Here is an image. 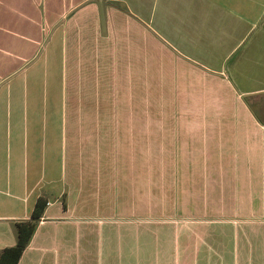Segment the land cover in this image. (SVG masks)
Wrapping results in <instances>:
<instances>
[{"label": "crops", "instance_id": "obj_1", "mask_svg": "<svg viewBox=\"0 0 264 264\" xmlns=\"http://www.w3.org/2000/svg\"><path fill=\"white\" fill-rule=\"evenodd\" d=\"M120 1L0 0V250L16 244L15 223L29 219L42 196L44 215L18 264H264V122L243 97L264 100V87L248 86L251 66L264 68V0H143V19ZM86 13L90 35L82 40ZM41 33H52L48 43L66 63L62 100L29 94L42 66L47 80L54 75L53 53L43 63L33 53ZM121 53L146 60L161 91L193 94L197 84L220 91L233 88L231 76L243 114L223 113L221 99L213 114H110L114 102L100 94L113 88L101 81L112 72L109 62L101 74L96 64ZM84 59L91 70L79 67ZM69 60L71 74L91 76V84L76 77L69 89ZM248 64L251 82L243 86ZM13 75L15 85L4 86ZM69 90L81 95L72 99ZM143 118L154 119L146 122L156 124L160 146L184 154L156 169L187 171L188 185L186 211L145 222L131 174L117 176L114 147L116 131L142 129Z\"/></svg>", "mask_w": 264, "mask_h": 264}, {"label": "rangeland", "instance_id": "obj_2", "mask_svg": "<svg viewBox=\"0 0 264 264\" xmlns=\"http://www.w3.org/2000/svg\"><path fill=\"white\" fill-rule=\"evenodd\" d=\"M120 1V0H119ZM138 1L142 2L143 0H122L121 3H116L122 8H132L135 9V12L138 13L143 19V10L140 11ZM150 3L151 6L156 5V0H145V4ZM143 8V6H142ZM263 18V17H262ZM41 19L42 25H45L47 30V21L44 16ZM44 20V21H43ZM87 20L91 22V15L85 14V24ZM261 31L264 28V19H261ZM40 30V26L38 27ZM42 32V31H40ZM46 33V32H45ZM41 33L37 40L35 48H33V53H36V61L38 63H43L44 57L47 54L48 49L49 53H53V58L51 60V70L50 72L54 73V75H50L51 79L47 80L48 75L46 74V70H42L36 74L35 81L31 82L30 88L35 89V91H30V96L34 95V98H38L44 101V98L57 97L58 100H62V84L64 78L66 77V63L63 61L60 50L58 48V44L48 43L49 36L52 33L45 34ZM45 35V36H44ZM90 35V24L89 27L84 28V33L82 36V40H85ZM261 36L264 34L261 33ZM21 39V38H20ZM80 47L83 46V42H80ZM50 45V47H49ZM263 45V42H262ZM123 48V44L121 46ZM119 48L118 44L116 49ZM4 48L6 51L12 52L13 48L8 47L4 44ZM54 50L51 52V50ZM264 49V45L262 47ZM84 54L86 53V48L83 49ZM120 50L117 49L116 55H119ZM15 52V51H14ZM122 52V51H121ZM20 54L22 52L20 51ZM98 62L100 69V74L102 68H104L103 62L105 64L109 62L110 75L101 76V81L107 82L111 81V88L109 91H101V97L107 101L109 98L110 101L114 102V108L109 106V113L111 114L112 110L117 115H132V116H140L143 115H166V114H195V113H220L219 102L223 100V108L222 112L230 115L243 114L242 109L240 107L242 97H239V94L242 92L236 81H234L231 76L233 83V88H227L223 86L222 90L210 89L206 90V86L198 87V84L195 85L196 90H192L193 94H189L187 90H178V91H161L157 90L156 84V76L152 74H146L145 72L151 73L150 64L149 69H143V63L146 60L143 58L139 59H125L122 55L116 56L114 59L109 60H101ZM91 59H84L78 62L79 67L83 66V71H88L93 68V64H91ZM150 63V61L148 62ZM95 65V64H94ZM251 65L248 64L247 68L244 69V75L241 76V81L243 86L247 83L250 84L251 80L248 81L246 73L250 69ZM255 66H251L254 71V81L253 87H264V68L260 66V69H255ZM97 69L96 67H94ZM79 69V68H78ZM71 60L68 61V85L69 89L71 86V82L76 81V77L78 82H81L86 87L92 82L91 76H87L86 74L82 77L81 72L75 77V75L71 74ZM91 72V71H90ZM23 76L22 74H19ZM18 75V76H19ZM16 75L12 77H8L4 86L14 84L17 81ZM179 78H184L183 75H178ZM82 84H79L82 86ZM75 87V85H73ZM210 87V86H209ZM71 98H75V94L81 95V91L76 92L73 90L71 92ZM85 95L88 94L89 97L92 95V92L89 90L84 91ZM95 93V92H94ZM27 96V95H26ZM221 96V98H220ZM244 99L251 103L252 112L259 117L261 121L264 122V100H259L258 96L247 95L243 93ZM264 99V95L260 97ZM29 99H32L29 97ZM243 99V98H242ZM256 99V100H255ZM219 100V101H218ZM111 101V102H112ZM218 102V103H217ZM187 107L186 105H189ZM43 107V106H42ZM73 109V108H72ZM104 113L107 112V108H103ZM102 109V113H103ZM200 110V112H198ZM134 120V119H133ZM143 127L142 129H138L135 132H129L128 130L124 132L116 131L115 141V157H116V166H117V176L118 174H131V184H132V196L133 199L138 200V198L143 199V222H145L146 218L151 219H162L167 216H171L179 211H186L188 203H184V198L182 195L188 194V185L187 181L184 178H187V171H171V170H157V163L162 160L165 163L170 162L173 157L176 158L173 160L174 162L180 160L183 162L181 156H184L182 152L180 155L172 154V150L170 148H163L159 145L161 139H158L154 122H146V120H154V119H145L143 118ZM120 126V123L116 124ZM132 126H135V122H131ZM145 127L147 129H145ZM149 127H152L151 130ZM150 130V131H147ZM160 140V141H159ZM107 143V139L104 140ZM111 142V139L109 140ZM186 141H181V146H184ZM111 147V144H110ZM181 149V148H180ZM177 151V149H176ZM172 155V156H171ZM178 156V157H177ZM143 176V180L141 179ZM182 178V179H180ZM164 179V180H163ZM127 195V194H126ZM179 196H181V202H179ZM179 202V203H178ZM179 210V211H178ZM155 221L156 220H151Z\"/></svg>", "mask_w": 264, "mask_h": 264}, {"label": "trees", "instance_id": "obj_3", "mask_svg": "<svg viewBox=\"0 0 264 264\" xmlns=\"http://www.w3.org/2000/svg\"><path fill=\"white\" fill-rule=\"evenodd\" d=\"M47 206V199L40 196L29 219L15 223L17 242L14 246L0 250V264H18L23 252L29 245Z\"/></svg>", "mask_w": 264, "mask_h": 264}]
</instances>
